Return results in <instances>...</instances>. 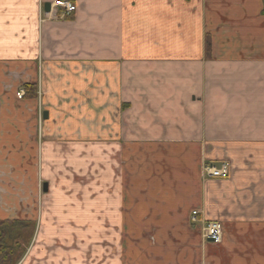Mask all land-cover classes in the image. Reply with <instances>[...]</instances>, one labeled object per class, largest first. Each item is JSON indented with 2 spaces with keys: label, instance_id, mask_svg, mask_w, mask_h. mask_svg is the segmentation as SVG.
I'll return each mask as SVG.
<instances>
[{
  "label": "crops",
  "instance_id": "1",
  "mask_svg": "<svg viewBox=\"0 0 264 264\" xmlns=\"http://www.w3.org/2000/svg\"><path fill=\"white\" fill-rule=\"evenodd\" d=\"M38 1L0 0V219L34 223L18 264L259 263L233 249L235 216L264 235V0Z\"/></svg>",
  "mask_w": 264,
  "mask_h": 264
},
{
  "label": "rangeland",
  "instance_id": "2",
  "mask_svg": "<svg viewBox=\"0 0 264 264\" xmlns=\"http://www.w3.org/2000/svg\"><path fill=\"white\" fill-rule=\"evenodd\" d=\"M105 111L110 113V115L108 116V120L105 121V124H106L105 129L106 130H108L110 133H114L117 130H119L120 127L123 128L124 125H122V124L119 125L118 121H117V115L119 113L118 111L121 112L120 109L109 108V109H106ZM124 120H125V118H124ZM148 122L151 123L153 126H155V125L160 126V124H156L152 120H149ZM164 125H165V123L163 122V126ZM189 125L190 126L192 125V120L189 122ZM126 128H128L127 125H126ZM163 129L164 128H162V129L159 128L156 133L159 134ZM132 130H133V128L130 131H132ZM204 161H205V163L211 162V160H203V162ZM229 167H230V165H229ZM235 217H236V220H235L236 222L234 224V227L237 229L236 232L240 233V235H238L236 237L237 247H236V249H233L234 257L238 256V257H242L244 259L249 260L248 254L251 253L255 257V259L256 258L258 259L259 263H257V264H264V235H262V237H261L260 231H257V228L255 227V225H250V224L248 225L246 220H245L246 219L245 216H235ZM212 220H218L219 222L222 223V221H220L217 218H207V217H206V219H204V221L202 223L212 221ZM250 221H251V223L253 222L252 217L250 218ZM28 228H30V227H28ZM33 228H34V226H33ZM33 228H32L30 235H25L20 240L22 243V246L24 248H25L26 244L33 237V234H32ZM199 233H200V231H199ZM200 238H201V242H204L202 237H201V234H200ZM259 240H261V241H259ZM257 241H259V242L257 243ZM24 250H23V252H24ZM19 251L17 252V254H19L20 256L18 257L15 264L19 263L20 258L23 254V252L19 253ZM235 253H237L238 255ZM199 262H200V264H219V263H217V261L211 260L210 258L203 257V256H202V260L200 259Z\"/></svg>",
  "mask_w": 264,
  "mask_h": 264
},
{
  "label": "trees",
  "instance_id": "3",
  "mask_svg": "<svg viewBox=\"0 0 264 264\" xmlns=\"http://www.w3.org/2000/svg\"><path fill=\"white\" fill-rule=\"evenodd\" d=\"M210 41L206 40V52H209ZM25 89L32 90V85H25ZM33 93H31V96ZM30 227V228H28ZM33 224L20 219H0V264H15L20 256L17 252H23L21 239L30 235ZM29 229V230H28ZM28 231V232H27Z\"/></svg>",
  "mask_w": 264,
  "mask_h": 264
},
{
  "label": "built area",
  "instance_id": "4",
  "mask_svg": "<svg viewBox=\"0 0 264 264\" xmlns=\"http://www.w3.org/2000/svg\"><path fill=\"white\" fill-rule=\"evenodd\" d=\"M58 5L62 6L65 9V12H71L75 9L73 5H71L68 2H63V1H58ZM21 94H18L20 97ZM203 172L205 173L206 176L209 177H221V176H226L228 172V167L225 163H221L219 166H213V165H204L203 166ZM195 212H193L194 214ZM220 234H221V227L220 224L217 222H208L204 228H203V236L205 238H211L215 242L219 241L220 239Z\"/></svg>",
  "mask_w": 264,
  "mask_h": 264
},
{
  "label": "water",
  "instance_id": "5",
  "mask_svg": "<svg viewBox=\"0 0 264 264\" xmlns=\"http://www.w3.org/2000/svg\"><path fill=\"white\" fill-rule=\"evenodd\" d=\"M44 10L45 11H48L49 10V3L48 2H45V4H44ZM46 117H47L46 113L43 112V118H46ZM44 190H45V188H44Z\"/></svg>",
  "mask_w": 264,
  "mask_h": 264
}]
</instances>
